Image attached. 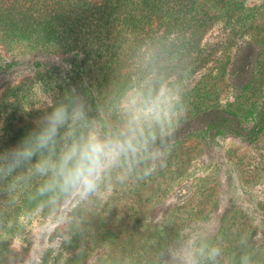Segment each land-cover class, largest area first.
I'll use <instances>...</instances> for the list:
<instances>
[{
	"label": "rangeland",
	"instance_id": "374dc122",
	"mask_svg": "<svg viewBox=\"0 0 264 264\" xmlns=\"http://www.w3.org/2000/svg\"><path fill=\"white\" fill-rule=\"evenodd\" d=\"M159 6L148 15L137 11V26H123L118 16L106 42L90 33L91 19L80 23L86 31L70 52L56 43L10 45L0 38V135L8 122L35 127L51 111L49 102L72 98L73 60L88 65L94 90L103 67L116 68L119 59L136 78L119 96L113 89L124 69H110L114 75L97 90L102 120L88 121L101 135L128 131L133 101L142 107L161 97L179 114L173 137L143 122L138 150L122 155L88 196L57 189L54 203L20 216L4 237L8 250L0 264L22 261L34 244L47 249L50 241L67 253V264H264V0H162ZM241 64L249 68L236 77L232 71ZM210 118L229 120L235 131L200 130ZM50 257L49 250L45 264Z\"/></svg>",
	"mask_w": 264,
	"mask_h": 264
},
{
	"label": "trees",
	"instance_id": "16d2710c",
	"mask_svg": "<svg viewBox=\"0 0 264 264\" xmlns=\"http://www.w3.org/2000/svg\"><path fill=\"white\" fill-rule=\"evenodd\" d=\"M28 1L30 2L28 7H26L25 0L24 2L15 0V5L12 6L0 4V38L10 45L21 41H30L33 45L38 44V46H48L56 43L65 52L72 51L71 44H77L79 37L84 35L86 30L84 31L82 27H79L80 23L84 25L85 22H89L91 19L93 27L89 22L90 33L92 31L94 38L97 37L106 42L113 35V26L118 16L121 15L120 19L123 26H137V11L146 10L148 15L154 7L155 10H158L159 5L162 4V0H106L102 5L96 7V5H91L85 0ZM17 2L18 8L15 7ZM140 17L148 22L147 17ZM93 52L94 54L98 53V51ZM123 54H126L125 51H123ZM123 61L120 62L119 59L116 68L112 67L111 64L103 67L96 81V90L92 89L86 81L88 65L81 60H73L70 64L71 67L68 69L70 76L67 83L73 89L72 99L78 106H82L89 121L100 122L102 120L99 111V95L96 92L105 87V80H109L110 74H113L115 70L116 73L121 74L120 71L124 69L122 73L125 74L124 78H118L119 82L116 86L114 84L113 90L119 96L135 87L136 78L131 70V65L123 64ZM242 66H244L243 69L234 67L232 74L236 77L240 76L249 68L245 64ZM110 69H113L114 72H110ZM211 113L213 114V112ZM210 119L211 122L206 123L205 127L200 128V130H204L210 135L211 133L219 135L225 133V131H235L229 120L226 124H223L219 123V120ZM34 128L25 126L19 128L8 122L6 129L1 130L4 133L0 135V138L5 140L1 146L3 147L1 152L15 147ZM260 130L261 127L255 130L254 134L258 135ZM169 143H166L164 148L171 145V142ZM46 180H48V177L41 176L35 171L33 162H24L14 172L8 174L7 161H0V259L4 257L8 250L4 237L15 231L18 218L38 206L51 204L49 203V196L53 194L50 193L49 196H39L37 194L38 189ZM58 194L60 193L55 192V197ZM4 202L5 204H3ZM8 221H11L10 225Z\"/></svg>",
	"mask_w": 264,
	"mask_h": 264
},
{
	"label": "clouds",
	"instance_id": "9594fccd",
	"mask_svg": "<svg viewBox=\"0 0 264 264\" xmlns=\"http://www.w3.org/2000/svg\"><path fill=\"white\" fill-rule=\"evenodd\" d=\"M136 103L133 101L128 131L111 137L101 135L88 121L82 106L70 96L54 104L49 102L51 111L38 118L35 128L15 147L0 152V161H7L8 174L24 162H33L35 171L48 177L37 194H53L49 196V203L55 202L57 189L86 197L97 189L103 175L122 155L138 150L135 141L137 133L144 135L143 122H154L160 126L162 137H173V121L179 120V114L166 106V101L156 97L144 100L142 107H136ZM150 139L154 142L157 136L153 134ZM49 250L50 264L56 257H59V264H67L68 255L56 241H50L47 249L34 244L26 258L18 261L12 257L11 264H45V254ZM218 254V249L211 250V256Z\"/></svg>",
	"mask_w": 264,
	"mask_h": 264
}]
</instances>
